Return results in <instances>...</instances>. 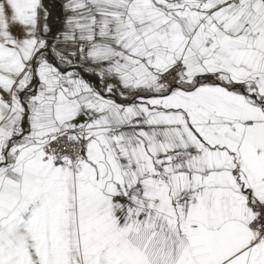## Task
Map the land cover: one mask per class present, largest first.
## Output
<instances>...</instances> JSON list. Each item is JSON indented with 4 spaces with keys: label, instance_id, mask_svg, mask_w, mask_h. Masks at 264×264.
Segmentation results:
<instances>
[{
    "label": "snow or ice",
    "instance_id": "6c2138e0",
    "mask_svg": "<svg viewBox=\"0 0 264 264\" xmlns=\"http://www.w3.org/2000/svg\"><path fill=\"white\" fill-rule=\"evenodd\" d=\"M0 264H264V0H0Z\"/></svg>",
    "mask_w": 264,
    "mask_h": 264
}]
</instances>
